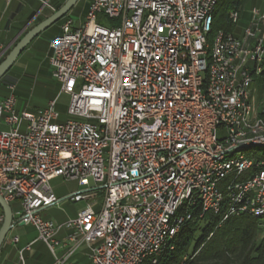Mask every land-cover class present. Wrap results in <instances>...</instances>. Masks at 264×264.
Instances as JSON below:
<instances>
[{
  "label": "built area",
  "instance_id": "built-area-1",
  "mask_svg": "<svg viewBox=\"0 0 264 264\" xmlns=\"http://www.w3.org/2000/svg\"><path fill=\"white\" fill-rule=\"evenodd\" d=\"M217 5L90 0L85 21L65 16L49 43L58 97L18 112L9 86L0 196L19 205L13 226L34 227L54 256L67 247L55 264L81 246L90 264H158L182 226L206 214L218 226L264 220V157L255 152L264 147V90L251 88L256 76L264 81V0L243 24L242 7L229 11L230 32L214 30ZM62 95L68 119L59 122ZM56 178L77 183L66 200L85 202L61 225L41 216L60 202Z\"/></svg>",
  "mask_w": 264,
  "mask_h": 264
},
{
  "label": "crops",
  "instance_id": "crops-1",
  "mask_svg": "<svg viewBox=\"0 0 264 264\" xmlns=\"http://www.w3.org/2000/svg\"><path fill=\"white\" fill-rule=\"evenodd\" d=\"M66 1L67 0H11L10 3L7 4L4 0H0V53L3 52L4 55L8 53L12 49V47L32 27L50 17L55 11L62 7V5ZM255 1H257L258 6L262 4V0ZM60 22L61 23L59 24H57V22L56 24L52 25L50 28L41 33L37 38H35L21 53L22 56L29 54L33 50L34 46L37 47L38 45H40V42L43 41L46 49V54L49 59V43L54 36L58 35L61 32L60 27L62 21ZM58 95L59 87L58 90L55 91L54 96H52L44 106L38 109L46 107L48 103L56 99ZM74 192L75 191H73L72 193ZM72 193L66 196L54 193L55 196L60 200V202L57 204L58 206L55 205L43 211L41 213L42 218L48 221H53L60 225L71 219H74L77 216V213L84 207L81 206V204L78 206H73L74 203L66 200V198ZM18 206V204H13L11 208L15 210L18 208ZM67 234L68 231L62 228L57 234L56 238L58 241L63 242ZM14 238H17L16 244L13 242ZM38 240V234L34 227L13 226L1 246L0 264H21L19 255V252L21 250H24L22 253L23 264H33V262L29 261L32 260L35 255L34 251L32 250V245ZM26 247H29L28 250L25 249ZM66 248L67 247L63 245L56 248L55 252L58 251L60 253L58 259L64 255ZM82 255L90 264L88 258L89 249L86 246H81L80 248H78L66 264H76V258H78L79 256L81 257ZM55 256L53 255L54 258ZM73 257L74 260L72 261ZM49 264H55V260H50Z\"/></svg>",
  "mask_w": 264,
  "mask_h": 264
},
{
  "label": "trees",
  "instance_id": "trees-1",
  "mask_svg": "<svg viewBox=\"0 0 264 264\" xmlns=\"http://www.w3.org/2000/svg\"><path fill=\"white\" fill-rule=\"evenodd\" d=\"M246 2H225L215 15L214 30L232 31L227 14ZM219 222V217L206 214L201 221L185 223L175 236L174 249L166 251L158 264H264L263 219L241 216L220 226Z\"/></svg>",
  "mask_w": 264,
  "mask_h": 264
},
{
  "label": "rangeland",
  "instance_id": "rangeland-1",
  "mask_svg": "<svg viewBox=\"0 0 264 264\" xmlns=\"http://www.w3.org/2000/svg\"><path fill=\"white\" fill-rule=\"evenodd\" d=\"M89 1L90 0H79L66 15L73 20L75 25H80L85 21V15L87 13ZM227 1L228 0H218V5L216 7L217 15L221 13L223 4ZM257 4L258 3L255 0H247V2L242 6L243 19L241 24L244 23L251 8ZM59 23L61 22H58L57 24ZM101 24L103 26H107V19H102ZM8 53H6L0 61H3ZM51 71L49 59L42 41L37 47L34 46L33 50L29 54L25 56H22L21 54L13 67L0 80V101L4 100L10 95L11 90L9 89V86H12L14 87L13 94L16 98V109L18 112H32L38 108H41L52 96H54L55 91L58 90L59 87L58 82L52 77ZM251 88L252 91H254L259 97L264 90V81H262L260 77L256 76ZM67 103L68 98L66 96L62 95L59 97L56 105V110L60 115L59 122H64L68 119L66 114ZM259 109L261 108L259 107ZM255 152L257 155L264 157V147L256 148ZM253 153V149H249L247 151L249 156H251ZM49 184L55 194L64 196L76 191L77 189L76 182L64 181L61 178L53 179ZM98 199L99 198H96V200ZM80 204L81 206L85 207V202L74 203L73 206H78ZM32 250L34 251L35 255L34 258L29 261L33 262V264H49L50 260H55L44 242L41 240L33 243ZM55 254L57 258L60 256L58 251H56ZM76 259V264H89L83 255ZM73 260L74 257L72 258V261Z\"/></svg>",
  "mask_w": 264,
  "mask_h": 264
},
{
  "label": "water",
  "instance_id": "water-1",
  "mask_svg": "<svg viewBox=\"0 0 264 264\" xmlns=\"http://www.w3.org/2000/svg\"><path fill=\"white\" fill-rule=\"evenodd\" d=\"M79 0H67L62 7L55 11L50 17L46 18L36 26L32 27L9 51L6 57L0 63V80L13 67L21 53L27 46L37 38L41 33L50 28L52 25L63 19ZM0 209L3 214V221L0 226V249L7 236L13 228V214L11 207L0 196Z\"/></svg>",
  "mask_w": 264,
  "mask_h": 264
}]
</instances>
